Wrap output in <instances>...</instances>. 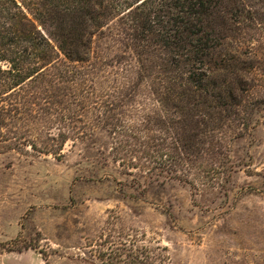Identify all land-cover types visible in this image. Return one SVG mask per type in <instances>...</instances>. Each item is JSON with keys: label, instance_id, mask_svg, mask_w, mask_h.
Here are the masks:
<instances>
[{"label": "trees", "instance_id": "obj_1", "mask_svg": "<svg viewBox=\"0 0 264 264\" xmlns=\"http://www.w3.org/2000/svg\"><path fill=\"white\" fill-rule=\"evenodd\" d=\"M96 36L125 66L92 62ZM97 121L126 140L118 158L140 138L151 175H223L227 190L232 144L264 122V0H0V153L62 156ZM117 249L107 264H166L146 245Z\"/></svg>", "mask_w": 264, "mask_h": 264}, {"label": "rangeland", "instance_id": "obj_2", "mask_svg": "<svg viewBox=\"0 0 264 264\" xmlns=\"http://www.w3.org/2000/svg\"><path fill=\"white\" fill-rule=\"evenodd\" d=\"M98 37L92 62L106 74L107 63L125 66L119 46ZM140 94L150 96L146 81ZM96 123L62 156L25 145L0 153V264H107L124 245L159 249L166 264H264V122L232 144L227 190L223 175L194 179L193 170V185L151 175L140 138L118 158L123 139Z\"/></svg>", "mask_w": 264, "mask_h": 264}]
</instances>
